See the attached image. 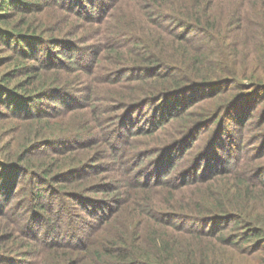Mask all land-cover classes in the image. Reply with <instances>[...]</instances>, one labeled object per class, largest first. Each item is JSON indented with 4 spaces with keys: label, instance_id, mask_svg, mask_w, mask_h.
I'll use <instances>...</instances> for the list:
<instances>
[{
    "label": "rangeland",
    "instance_id": "374dc122",
    "mask_svg": "<svg viewBox=\"0 0 264 264\" xmlns=\"http://www.w3.org/2000/svg\"><path fill=\"white\" fill-rule=\"evenodd\" d=\"M112 1L82 0L81 14L57 5H46L44 8L38 6L35 10L31 8V11H23L12 19L17 26L26 28L32 24L30 29L40 27L43 31L38 32L45 36L65 37L64 44L58 47V59H62L63 53H68L70 49L77 51L79 58H83L76 63L77 68L72 67L71 62L72 65L66 64L65 69L59 66L39 71L33 79V87H36L43 75L48 83L65 85L55 92L54 96L57 98L59 94L68 93L72 88L81 93L90 92L93 96L104 94L105 89H109L111 93L110 89L114 87L89 80L91 76H108L110 67L113 70L116 64L123 61V53L128 51L132 44L130 40L137 36L135 33L150 32L148 22L152 17L160 20V15H151L149 0ZM202 2L215 14L233 3L248 6L249 0ZM158 4L164 10H168L171 5L170 0H158ZM105 10L108 17L105 14L100 17ZM165 14L167 20L163 28L169 31H160L167 33V40L176 33L184 34L185 37L198 36V33H192L195 27L187 28L180 21L174 20L170 13ZM104 17L105 19L100 20ZM211 20L213 19L210 22ZM0 24H3L1 20ZM118 32L125 33L127 38L124 42ZM200 36L206 46L213 45V40L216 45L219 42L213 33L203 31ZM66 38L70 41L67 42ZM105 43V48L101 47ZM189 44L185 40L175 41V46L185 50ZM242 45H239L238 50L245 66L238 75L241 76L243 71L246 76L250 71L243 69L258 65V58L249 52L248 47L242 48ZM10 53V50L0 44V58L10 56ZM92 61L95 62L97 72L87 74L86 77L79 67L88 66ZM8 66L9 63L0 66V77L4 76L3 71ZM253 75L256 77L257 74ZM18 78L9 79L7 76L5 83L14 86ZM241 78L242 80L236 79V82H248L247 78ZM230 83L231 81L224 82V86ZM84 84L87 86L84 87ZM183 90L166 101L157 97L149 102L141 101L138 111L132 108L136 103L129 106V111L117 105L107 115L123 113L121 118L108 123V117L102 115L103 120L97 127L87 113H81V108L54 115L60 108L59 103H55L48 116L40 120L16 114L0 116V159L14 168L13 171H0V264H33L38 260L37 264H71V260L74 261L72 264H92V247L103 238H111L112 224L119 229H122L120 227L125 222L138 227L143 224L141 220H145L147 216L138 214L137 211H145L143 196L148 192L147 185L156 179V175L162 180L172 178L176 183L156 192L155 201L179 190L189 194L194 187H179L184 181L179 178L178 173L184 170L183 163H188L193 152H208L206 150L209 148L222 157L234 158V149L237 150L242 137L245 140L254 136V142L264 139V120L261 118L264 115V91L256 93L257 99L254 101L247 99L251 102L252 110L251 105H246L241 111L235 105L238 101L233 103L235 100L231 99L230 90H224L223 95L205 99H198L203 91L197 92L192 88ZM37 99L34 97L28 100L27 111L42 112L45 102L37 103ZM231 100L233 101L229 103ZM223 101L229 105L217 112L216 107ZM248 102L244 101L241 107ZM247 107L252 115L250 118L242 115ZM80 118L85 120V125L79 123ZM80 128H87L90 132L77 136L76 132H80ZM250 128L256 130L251 133ZM255 132L263 134L256 136ZM190 134L191 138L187 139ZM64 135L75 139L70 141L69 146L77 142L79 145L72 146V151L58 156L56 139ZM217 136L221 140L215 149L210 145L217 142ZM222 139L233 146L230 154L220 149ZM191 142L192 145L187 148ZM262 148V145L259 146V149ZM182 158L185 162L181 163ZM253 160L254 164L264 163V155L257 153ZM68 162L71 165H66ZM204 165L205 160L201 162L200 168ZM161 166L163 170L160 169ZM177 198L175 206L180 211L199 217L204 214L203 211H197L184 194H178ZM115 205H118V210L113 212ZM160 217L169 221L174 219L171 212ZM176 220L182 222L177 224L185 227L190 224L192 227L198 226L188 220ZM210 225L211 222L208 226ZM180 233L181 236L174 232L173 235L179 236L178 239L189 235L182 231ZM95 250L98 252L102 249ZM95 264L101 263L96 260Z\"/></svg>",
    "mask_w": 264,
    "mask_h": 264
},
{
    "label": "trees",
    "instance_id": "16d2710c",
    "mask_svg": "<svg viewBox=\"0 0 264 264\" xmlns=\"http://www.w3.org/2000/svg\"><path fill=\"white\" fill-rule=\"evenodd\" d=\"M149 1L151 15H160V20L152 17L148 22L150 32L135 33L137 36H133V39L131 37L132 44L123 53V61L116 64L113 70L110 67L108 76L96 74L89 79L107 87H114L110 89L111 93L109 89H105L104 94L93 96L90 92L81 93L72 88L68 93L59 94L57 98L54 96L55 92L65 85L48 83L41 75L38 84L33 87L34 77L39 71L48 70L47 68L62 66L60 68L65 69L66 64L69 66L71 62L72 67L77 68L76 63L83 58H79L77 51L70 49L68 53H63L62 59H58V47L64 44L65 37L45 36L38 32L43 31L40 27L30 29L32 24L28 25L29 28L17 26L12 19L23 11L31 8L35 10L38 6L44 8L46 5L62 6L67 10L77 11L75 14H81L82 0H0V20L3 22L0 24V44L11 51L10 56L0 58V66L9 63L8 68L3 71L4 76L0 77V116L16 114L40 120L48 116L55 103H59L60 108L54 115L81 108V113H87L97 127L103 120L102 115L108 117V123L121 118L123 113L107 115L117 105L129 111V106L136 103L132 108L138 111L141 101L149 102L154 97L166 101L172 95L184 91L183 89L203 91L198 99H205L213 95H223L224 90L229 91L232 87L231 99L235 100L233 103L238 101L235 105L241 111L246 105H251L247 99L254 101L257 99L256 93L264 91V0H249L245 7L233 3L215 14H212L211 8L205 7L203 0H170L168 10H164L158 0ZM165 13H170L174 20L180 21L187 28L195 27L192 33H198V36L185 37L184 34L176 33L170 34V39L167 40V33H164L166 29L163 28L167 20ZM103 14L108 17L106 10L100 17ZM93 16L95 20L96 14ZM210 19H213L212 22ZM203 31L213 33L219 41L217 45L213 40V45L206 46L200 36ZM117 34L122 42L126 40L125 33ZM68 39L66 38L67 42L70 41ZM176 40L189 42L187 50L175 46ZM96 42L99 44L98 40ZM240 44H243L242 48L248 47L249 52L258 58V65L243 69L250 71L246 76L243 71L241 76L238 75L245 66L239 56ZM105 45L106 43L101 47L105 48ZM79 68H82L80 72L86 77L87 74L97 72L94 61L88 66L80 65ZM253 73L257 74L256 77ZM7 76L9 79L19 77L14 86L5 83ZM241 77L247 78L248 82L237 83L236 79L242 80ZM227 81H231L230 85L224 86ZM34 97L38 98L37 103L45 102L41 113L34 111L33 114L31 110H26V103ZM244 101L248 104L245 103L242 108ZM229 103L223 101L216 107V111L225 109ZM248 108L242 115L250 118L252 115ZM23 109L25 110L19 111ZM261 118L264 120V115ZM78 121L85 125L82 118ZM80 129V132H76L77 136L90 132L87 128ZM255 130L250 128L249 131L252 133ZM255 133L256 136L263 134ZM253 137L245 140L242 137L239 140L237 150L234 149V158L222 157L209 148L206 150L208 152H193L188 163L182 158L180 162H185L184 170L178 175L184 182L178 186L194 187L189 194L179 190L155 201L156 192L176 183L172 178L162 180L156 175V179L147 185L148 192L143 196L146 202L145 211H137L148 218L142 219L143 224L139 227L125 222L120 227L122 229H119L112 224L111 238H103L92 247V264L96 260L101 264H264V163H253L257 153L264 155V148L259 149L261 145L264 147V139L254 142ZM56 140L58 156L72 151V146L79 145L77 142L69 146L70 141L75 140L72 136L64 135ZM220 140L217 136V142L210 146L216 149ZM229 143L223 140L219 146L230 154L233 146ZM191 145L192 142L187 148ZM66 146L69 147L65 148ZM203 160L205 165L200 168ZM0 163V171L14 170L1 159ZM66 165L71 164L68 162ZM160 169L163 170V167ZM178 194H184L188 202L204 214L200 217L192 216L193 214L176 208ZM116 210L118 205L112 209L113 212ZM167 212H171L174 217L172 221L160 217L166 216ZM177 218L198 226L192 227L190 224L185 227L177 224L182 223ZM151 219L154 221L151 222ZM210 222L211 225L208 226ZM180 231L189 234L188 237L178 239L181 236ZM173 232L179 236H174ZM95 249L102 250L97 252ZM38 262L39 260L34 261L33 264ZM70 263L74 261L71 260Z\"/></svg>",
    "mask_w": 264,
    "mask_h": 264
},
{
    "label": "bare ground",
    "instance_id": "6f19581e",
    "mask_svg": "<svg viewBox=\"0 0 264 264\" xmlns=\"http://www.w3.org/2000/svg\"><path fill=\"white\" fill-rule=\"evenodd\" d=\"M228 152V151H227Z\"/></svg>",
    "mask_w": 264,
    "mask_h": 264
}]
</instances>
